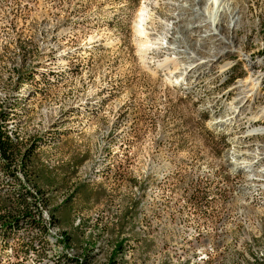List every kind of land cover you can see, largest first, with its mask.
<instances>
[{
	"label": "rangeland",
	"instance_id": "obj_1",
	"mask_svg": "<svg viewBox=\"0 0 264 264\" xmlns=\"http://www.w3.org/2000/svg\"><path fill=\"white\" fill-rule=\"evenodd\" d=\"M206 2L0 0V110L37 144L48 227L0 231V264H264V0H231L215 35Z\"/></svg>",
	"mask_w": 264,
	"mask_h": 264
},
{
	"label": "trees",
	"instance_id": "obj_2",
	"mask_svg": "<svg viewBox=\"0 0 264 264\" xmlns=\"http://www.w3.org/2000/svg\"><path fill=\"white\" fill-rule=\"evenodd\" d=\"M24 69V68H23ZM36 71L21 70L18 74L19 85L34 83ZM11 114L6 110H0V169L3 171L2 186H0V231H4L11 226L19 227L22 219L30 220L33 225L41 226L44 234L48 233V227L43 221L42 210L40 209L38 191H32L26 183L30 182L27 169L31 164L32 155L37 149V144L23 150L21 142L14 139L7 128V121ZM22 172L26 179H22L19 173ZM12 184V186H10ZM196 198V197H195ZM197 200V199H195ZM57 218L51 216V223L55 225ZM66 241L69 240L68 235ZM123 246L116 245L110 256V262L114 263L117 255L121 253ZM53 264H87V259L80 260L77 257L62 255ZM2 260L0 256V261Z\"/></svg>",
	"mask_w": 264,
	"mask_h": 264
},
{
	"label": "bare ground",
	"instance_id": "obj_3",
	"mask_svg": "<svg viewBox=\"0 0 264 264\" xmlns=\"http://www.w3.org/2000/svg\"><path fill=\"white\" fill-rule=\"evenodd\" d=\"M193 1L195 4L197 2H199V0H193ZM230 2H231V0H207V2H206L207 5L202 10H199L196 6L191 8L195 15H200V17L204 18V20H201L200 27H203V26L209 27L210 34H208V35L218 34V28L222 23L223 15L230 12V7H229ZM145 15L146 14L144 12V9H142L140 14H139V19L136 22V28L139 32L143 31L142 27H143V24H144V21L146 18ZM231 17H232V14H231ZM231 21H233L232 18H231ZM196 27H198V24H191L188 26L187 31L190 33H193L195 31ZM206 37H207V34H201V38H199V40L205 41ZM153 43L155 46V43H157V42H153ZM184 58H190L189 61L190 60L192 61L193 60L192 58H195V56L193 54L189 55V56L185 55ZM193 67H194L193 64L187 63V65L184 66V69H185V71L186 70L188 71L189 69H191ZM253 87H255V86H252V87L251 86H244L243 90H242L243 92H242L241 98L244 99V97L246 95L247 96L250 95ZM257 133H259V132L256 131L253 134L252 133L251 134L254 135ZM40 209L42 210V207H40ZM42 214H43V211H42ZM43 221H44V223H46L44 218H43ZM48 224H50V223H48Z\"/></svg>",
	"mask_w": 264,
	"mask_h": 264
}]
</instances>
